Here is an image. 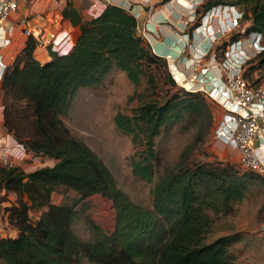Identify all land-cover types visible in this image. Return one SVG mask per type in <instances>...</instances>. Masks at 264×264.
Listing matches in <instances>:
<instances>
[{"label":"trees","instance_id":"obj_1","mask_svg":"<svg viewBox=\"0 0 264 264\" xmlns=\"http://www.w3.org/2000/svg\"><path fill=\"white\" fill-rule=\"evenodd\" d=\"M216 5L240 7L248 25L229 39L259 34L263 45L254 59L264 64V0H204L195 8L196 23ZM61 16L78 31L71 49L64 54L47 49L50 59L40 64L32 55L34 41L27 37L0 78L2 130L27 154L54 160L51 166L27 173L0 164V184L27 200L6 212L17 232L14 237L0 236V264H70L72 252L74 264L80 255L95 264H229L227 236L204 241L209 227L205 210L228 207L240 197L245 179L261 175L236 174L217 161L188 160V144L151 187V208L131 202L97 156L74 139L60 119L76 89L97 84L112 66L135 88L142 86L129 98L136 101L130 113L117 112L112 121L130 136L136 148L130 171L145 182L153 177V139L160 129L193 117L198 128L194 142H202L213 123L212 109L201 93L177 87L166 60L143 41L127 10L106 5L99 14L84 17L68 0ZM57 188L74 192L78 199L93 194L109 199L115 213L111 233L92 227L94 239L79 241L70 231L78 199L71 205L52 204L50 196ZM29 210L39 211L35 222L29 221Z\"/></svg>","mask_w":264,"mask_h":264},{"label":"rangeland","instance_id":"obj_2","mask_svg":"<svg viewBox=\"0 0 264 264\" xmlns=\"http://www.w3.org/2000/svg\"><path fill=\"white\" fill-rule=\"evenodd\" d=\"M233 7L241 13L238 5ZM219 18L227 21L225 14ZM247 25L248 22L243 21L240 16L234 27L230 26L228 21L227 25L219 27L217 43L214 44L215 54L219 53L221 45L224 46L230 40L231 35L242 33ZM247 37L248 34H242L238 38L246 40ZM262 40L261 37L259 39L261 45ZM255 53H257L255 50L249 53V58L243 66V73L251 84L264 86V64L260 65L254 59ZM176 85L183 89L178 83ZM141 89L142 86L135 88L122 70L112 66L97 84L76 89L69 99L65 112L60 115L69 134L84 143L97 156L113 179L115 187L125 193L131 202L151 208V187L164 168L174 165L180 152L188 144L192 145L188 160L217 161L229 166L230 172L244 173L236 163L234 152L227 147L223 152H218L217 146L212 144L211 129L207 135H203L202 142H194L198 128L192 122L193 117H187L162 127L153 139L156 159L151 182L133 176L130 171V160L136 148L132 146L130 136L114 126L112 118L117 112L129 114L131 108L136 105V101L129 98L134 91ZM208 103L215 115L214 118H217L220 110L213 103L209 101ZM0 146L1 149H5L2 142ZM5 147L7 150H0V153L5 152L7 159L12 161V166L16 163L14 166H18L25 173L54 163L53 159L45 156L27 154L20 150L15 141ZM0 164L3 165L1 162ZM260 175L261 177L245 179L240 197L230 201L228 207L223 210H205L209 217V227L204 241L209 242L217 237L227 236L229 264H264V175ZM77 199L74 192L63 188H57L50 196V202L55 205L62 203L71 205ZM20 201L27 203L24 195L19 196L6 191L0 184V227L3 229L0 231L1 234L8 235V232H5L8 228L16 234L17 230L8 222L6 212L18 208ZM72 210L74 215L70 231L79 241L90 242L94 239L92 227H97L107 235L113 230L115 214L113 206L109 199L99 194L78 199ZM27 215L30 222H35L39 217V211L29 210ZM76 247L77 244H74V248ZM74 258L72 252L70 264H74ZM76 264L95 263L80 255Z\"/></svg>","mask_w":264,"mask_h":264},{"label":"built area","instance_id":"obj_3","mask_svg":"<svg viewBox=\"0 0 264 264\" xmlns=\"http://www.w3.org/2000/svg\"><path fill=\"white\" fill-rule=\"evenodd\" d=\"M28 1L30 0H0V78L8 66L3 51L10 44L16 29L25 39L27 37L33 39L34 49L46 52L50 49L61 54L64 46L68 44L67 39L70 36L66 32L60 34L37 28L30 23L27 15H16L19 8ZM93 7L91 4L87 10L89 17L95 16ZM224 14L232 27L241 16V13L231 5H216L199 18L197 28L213 50L218 37L210 23L214 18ZM137 32L143 36L142 30L137 28ZM260 38L259 34L251 33L246 40L240 38L229 40L223 48H219L217 55H211L207 61L202 62L207 53L205 50L200 54L190 55L187 62L191 69L189 80L201 84L194 92H201L206 100L220 110L217 118L213 116L211 128L213 142L234 152L236 163L244 171L264 175V166L258 156V153L264 150V86L251 84L243 76V66L249 58V53L254 50L258 52L262 47L259 43ZM209 66L218 70L219 74L216 77L209 74ZM172 77L178 83L175 76ZM17 146L25 151L22 145L17 143ZM4 148L1 149L0 146V150H7L5 146ZM0 162L12 166V161L7 159L5 152L0 153Z\"/></svg>","mask_w":264,"mask_h":264},{"label":"crops","instance_id":"obj_4","mask_svg":"<svg viewBox=\"0 0 264 264\" xmlns=\"http://www.w3.org/2000/svg\"><path fill=\"white\" fill-rule=\"evenodd\" d=\"M67 1L30 0L22 5L16 13L18 16L27 15L30 23L37 28L69 34L68 44L64 46L61 54L67 53L71 49L78 34L77 28L71 26L61 16V10ZM71 2L84 17H89L87 10L91 4L94 5L92 10L95 15L99 14L106 5H116L127 10L135 17L137 28L142 30L143 41L149 45L154 54L166 60L168 70L175 76L178 85L189 91H197L201 86L200 83L189 80L191 69L187 62L190 55L200 54L205 50L207 53L202 62L207 61L211 55L215 54V49L213 50L203 33L197 28L195 8L202 3L201 0H168L164 2L160 0H71ZM194 24L196 25L193 26ZM210 24L214 34L218 36L219 27L227 25V21L214 18ZM24 41L25 37L16 29L10 44L3 51L8 65L23 47ZM33 57L40 64L47 63L50 59L46 51L37 48L33 50ZM208 72L215 77L219 74L218 70L211 66L208 67ZM1 124L0 98V143L2 142L4 146L14 143L10 134L1 131ZM212 144L217 146L219 153L226 148L216 142H212ZM258 156L264 166V150L259 152ZM1 230L3 229L0 227ZM5 232H8V235L0 233V236H15L14 231L9 228Z\"/></svg>","mask_w":264,"mask_h":264}]
</instances>
